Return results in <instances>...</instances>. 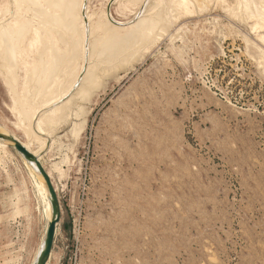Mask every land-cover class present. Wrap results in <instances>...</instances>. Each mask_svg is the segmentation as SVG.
Wrapping results in <instances>:
<instances>
[{"label": "rangeland", "instance_id": "1", "mask_svg": "<svg viewBox=\"0 0 264 264\" xmlns=\"http://www.w3.org/2000/svg\"><path fill=\"white\" fill-rule=\"evenodd\" d=\"M193 2L168 33L124 53L133 60L101 64L91 98L53 125L42 163L62 216L49 264H264V31L234 16V0ZM29 51L14 63L15 93L0 67V129L22 139ZM47 224L22 155L0 146V264H32Z\"/></svg>", "mask_w": 264, "mask_h": 264}, {"label": "bare ground", "instance_id": "2", "mask_svg": "<svg viewBox=\"0 0 264 264\" xmlns=\"http://www.w3.org/2000/svg\"><path fill=\"white\" fill-rule=\"evenodd\" d=\"M45 1L47 12L42 17V6L38 0L0 2V67L10 81L13 91L17 86V71L14 63L21 55L22 49H29L30 56L36 61L35 67L31 69L29 66L32 62L28 59L30 56L25 57L26 67L29 68L26 73L28 88L25 87L26 95L23 98L19 99L17 94L15 95V98H18L16 125L25 133L26 138L22 139L14 133L1 129L0 133L15 136L38 156L41 162L42 154L50 147L53 125L65 117L64 113L71 112L72 109L68 111L70 107L67 106L68 103L70 105L72 100L77 102V99L84 100L90 97L93 89L98 86L101 64L105 63L104 66H109L110 70L120 63L128 62L129 58L132 59L129 49L132 47L141 49L153 36L155 38V34L161 36L168 33L174 25V20L182 13L189 14L197 11L193 1L202 3V0H108L105 5L95 6L92 9L90 0ZM115 4L119 5L120 14L131 11L134 12L135 18L128 22L118 19L113 10H108L109 6ZM240 10H247L243 18H239ZM25 12H28L30 17L22 19ZM232 13L241 21L248 23L247 25L253 31L261 29L264 31V0H234ZM25 23L28 25L26 26ZM23 32L24 35H22ZM25 33H31V37L29 38ZM259 38L264 44V34H260ZM26 40L27 45L24 44ZM57 40L61 41L63 47L57 46ZM22 41L23 44H20L22 48H18V43ZM125 52L130 55L126 57ZM39 85L43 89L40 94L37 92L42 90L41 87L39 90ZM35 144L37 148L33 147ZM8 145L15 148L14 142L0 138V146ZM22 157L35 178L45 203L49 223L52 219V204L46 181L36 164L23 155ZM56 190L58 191L57 187ZM43 245L44 239L32 264H36Z\"/></svg>", "mask_w": 264, "mask_h": 264}, {"label": "water", "instance_id": "3", "mask_svg": "<svg viewBox=\"0 0 264 264\" xmlns=\"http://www.w3.org/2000/svg\"><path fill=\"white\" fill-rule=\"evenodd\" d=\"M0 138L14 142L15 149L20 152L27 160L36 164L39 172L46 181L48 190L51 195L52 219L48 223V227L44 237V245L38 255L36 264H48L53 251L57 228L62 216V208L58 192L50 174L48 173L47 169L44 167L38 156H36L32 151H30L20 140H18L13 135H5L0 133Z\"/></svg>", "mask_w": 264, "mask_h": 264}]
</instances>
